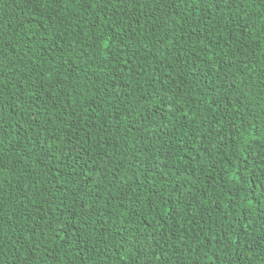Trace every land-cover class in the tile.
I'll return each instance as SVG.
<instances>
[{"label":"trees","instance_id":"trees-1","mask_svg":"<svg viewBox=\"0 0 264 264\" xmlns=\"http://www.w3.org/2000/svg\"><path fill=\"white\" fill-rule=\"evenodd\" d=\"M0 264H264V0H0Z\"/></svg>","mask_w":264,"mask_h":264}]
</instances>
